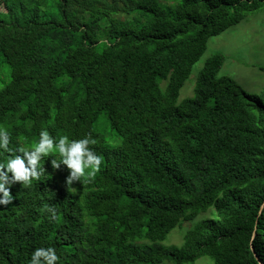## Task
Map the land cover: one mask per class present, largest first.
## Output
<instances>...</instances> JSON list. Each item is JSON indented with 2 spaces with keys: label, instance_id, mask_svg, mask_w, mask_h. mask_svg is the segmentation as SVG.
<instances>
[{
  "label": "trees",
  "instance_id": "16d2710c",
  "mask_svg": "<svg viewBox=\"0 0 264 264\" xmlns=\"http://www.w3.org/2000/svg\"><path fill=\"white\" fill-rule=\"evenodd\" d=\"M264 0H0V127L11 152L50 135L95 138L92 175L42 157L0 205V264H264V99L209 56L177 102L207 40ZM264 93V92H263ZM112 137L97 127L100 117ZM9 175H11L9 173ZM263 204L262 208L261 205ZM213 207L180 246L161 241Z\"/></svg>",
  "mask_w": 264,
  "mask_h": 264
},
{
  "label": "rangeland",
  "instance_id": "374dc122",
  "mask_svg": "<svg viewBox=\"0 0 264 264\" xmlns=\"http://www.w3.org/2000/svg\"><path fill=\"white\" fill-rule=\"evenodd\" d=\"M215 53L222 54L224 60L217 73L218 76H229L247 93L264 99V4H259L256 10L247 12L238 24L207 40L206 49L193 64L189 77L179 91L177 102L192 96L196 74L205 60ZM103 122L104 116L99 119L98 131L106 138L112 137L113 134ZM206 218H218L213 207L199 213L192 221L180 223L161 243L166 246H180L184 233ZM159 264L173 263L163 261ZM193 264H213V260L209 256H201Z\"/></svg>",
  "mask_w": 264,
  "mask_h": 264
},
{
  "label": "clouds",
  "instance_id": "9594fccd",
  "mask_svg": "<svg viewBox=\"0 0 264 264\" xmlns=\"http://www.w3.org/2000/svg\"><path fill=\"white\" fill-rule=\"evenodd\" d=\"M9 135L6 128L0 127V151H12L8 147ZM95 143V138L90 134L78 139H70L67 135L57 138L50 135L46 128H41L38 140L31 147L16 149L18 154L8 156L6 162L0 163V205H7L13 200L9 191L10 185L13 182L30 183L31 178L39 174V162L42 157L52 152L59 154V159L53 157L51 160L52 167L58 168L62 163L69 170L68 185L84 175H92L101 163L100 155L89 147ZM57 260L54 248L37 247L32 251L28 264H55Z\"/></svg>",
  "mask_w": 264,
  "mask_h": 264
},
{
  "label": "water",
  "instance_id": "95a60500",
  "mask_svg": "<svg viewBox=\"0 0 264 264\" xmlns=\"http://www.w3.org/2000/svg\"><path fill=\"white\" fill-rule=\"evenodd\" d=\"M262 206H263V204L261 205V208H262ZM250 250H251V252H252V254H253L255 260L258 262V264H263V263L260 261V259L258 258V256L256 255V253H255V251H254L252 245H250Z\"/></svg>",
  "mask_w": 264,
  "mask_h": 264
}]
</instances>
